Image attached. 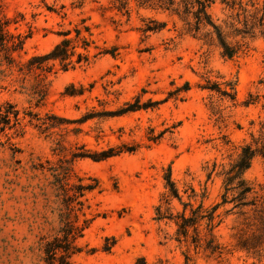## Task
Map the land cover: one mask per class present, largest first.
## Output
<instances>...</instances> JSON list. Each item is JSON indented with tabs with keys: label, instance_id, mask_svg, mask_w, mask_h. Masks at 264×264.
Listing matches in <instances>:
<instances>
[{
	"label": "rangeland",
	"instance_id": "1",
	"mask_svg": "<svg viewBox=\"0 0 264 264\" xmlns=\"http://www.w3.org/2000/svg\"><path fill=\"white\" fill-rule=\"evenodd\" d=\"M124 1L128 15L113 0H0L7 32L24 42L12 66L0 63V105L39 118L0 131V264H45L37 241L48 227L33 223L43 203L35 205L23 186L43 179V167L61 164L72 169V183L93 177L100 186L87 196L93 221L71 264H264V256L236 248L237 216L226 213L232 204L214 222L222 221L214 230L220 256L178 243L175 223L158 220L156 211L183 210L177 199L164 202L169 173L183 202H221V173L245 145H264V0H232L234 7L214 0L209 11L225 33L251 29L244 39L228 38L244 44L233 59L185 34L170 12ZM82 20L90 27L91 35L84 33L90 62L67 71L50 63L44 99L33 95L37 74L27 72L28 60L52 51L68 30L74 38ZM152 20L166 26L145 32ZM211 85L234 100L205 89ZM109 152L114 155L94 160ZM244 177L257 190L264 187V160L256 157ZM201 230L207 232L205 224Z\"/></svg>",
	"mask_w": 264,
	"mask_h": 264
},
{
	"label": "trees",
	"instance_id": "2",
	"mask_svg": "<svg viewBox=\"0 0 264 264\" xmlns=\"http://www.w3.org/2000/svg\"><path fill=\"white\" fill-rule=\"evenodd\" d=\"M84 3V0H79ZM118 5L116 8L120 12L129 14L128 3L124 0H113ZM141 6L157 7L163 11L170 12L177 16L184 24L185 34L194 38L204 40L210 45H216L221 49V54L227 59L236 57L244 46L241 41L232 44L228 41L230 35L246 38L251 32L250 28L244 31L234 29L232 33H225L223 29L216 25L210 8L214 4V0H134ZM229 7L236 5L235 1L223 0ZM264 14L261 19V26L264 25ZM82 20L81 27H75V37L70 38L71 31L68 30L62 34L64 39L58 43L52 51L45 55H35L31 57L26 69L28 73L37 74L36 84L34 85L33 95L44 99L46 95V85L43 83L46 73H50V63L58 62L63 70L74 68L77 65H84L90 62L88 49L90 41L84 36V33L90 34V27L86 26ZM152 26H148L146 31L160 32L166 26L163 22L152 20ZM7 22L2 18V6L0 2V63L12 66L15 59L13 53L23 49V41L21 37H15L6 30ZM80 43V44H79ZM86 51L77 52L78 48ZM76 60H73V58ZM41 72L42 74H38ZM190 86L186 83L185 90L188 91ZM205 89L211 91L216 90L222 96L234 100V94L227 90H221L217 85L206 86ZM234 92V87L231 88ZM30 117L29 122L38 120V115L27 112L21 117V112L13 104L6 103L0 105V131H4L8 127L19 125L22 119ZM258 144V142H255ZM114 154H103L94 157L95 161H100ZM256 157L264 160V145L261 147H253L247 144L242 148L238 160L230 169L223 171L221 175L224 177V191L221 195V202L205 207L202 202L194 207L190 202L185 203L176 188L175 183L171 180L170 173L166 177V188L168 194L164 195V202L170 205V200L177 199L183 206V210L176 215L163 212L162 207L158 206V220H170L176 225L175 240L178 243L192 245L195 250H203L209 256H220L224 252V248L216 241L214 230L220 225L214 222L220 217L218 211L230 204L233 207L226 211L227 214L237 216L236 225L232 228L236 233V248L247 252L257 258L264 256V187L257 190L256 187L247 181L244 174L251 168L252 162ZM43 167V166H42ZM32 170H37L34 166ZM44 178L39 179L37 183L30 181L28 185L23 186V191L29 194L35 205L41 199L43 210L38 211L34 215L33 223L44 231L39 235L38 249L42 253V260L45 264H71V258L80 253L82 248L79 247L78 241L84 237L85 231L89 228L93 218H88L86 209L87 196L96 190H99V181L96 178L77 177V181L71 182L72 169L63 164L58 166L43 167L41 170ZM29 177L28 180H32ZM189 198H195V190L190 189ZM187 193V192H186ZM205 193L202 195L204 199ZM189 209V210H188ZM40 219V221L38 220ZM206 225L207 232L202 235L201 227ZM105 251H109L110 247H105ZM140 264H145L144 259L139 260ZM186 261H190V257L186 256Z\"/></svg>",
	"mask_w": 264,
	"mask_h": 264
}]
</instances>
